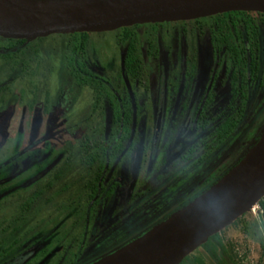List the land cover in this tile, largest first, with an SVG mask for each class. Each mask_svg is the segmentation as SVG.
Segmentation results:
<instances>
[{
    "label": "flooded vegetation",
    "instance_id": "obj_1",
    "mask_svg": "<svg viewBox=\"0 0 264 264\" xmlns=\"http://www.w3.org/2000/svg\"><path fill=\"white\" fill-rule=\"evenodd\" d=\"M55 37L57 55L0 38V264H95L264 133V14ZM20 120L29 145L3 163Z\"/></svg>",
    "mask_w": 264,
    "mask_h": 264
},
{
    "label": "water",
    "instance_id": "obj_2",
    "mask_svg": "<svg viewBox=\"0 0 264 264\" xmlns=\"http://www.w3.org/2000/svg\"><path fill=\"white\" fill-rule=\"evenodd\" d=\"M232 12L264 14V0H0V38L30 43ZM208 195L220 198L219 213L198 210L201 198ZM263 199L264 133L243 160L208 191L95 264H182L211 238L250 214Z\"/></svg>",
    "mask_w": 264,
    "mask_h": 264
},
{
    "label": "rangeland",
    "instance_id": "obj_3",
    "mask_svg": "<svg viewBox=\"0 0 264 264\" xmlns=\"http://www.w3.org/2000/svg\"><path fill=\"white\" fill-rule=\"evenodd\" d=\"M37 2H53L55 0H35ZM5 43V42H4ZM63 40L60 37H52L43 41H37L29 46L33 50L54 52L58 54ZM55 65L57 63L55 62ZM14 132V141L12 145H7L3 149V163L8 161L13 155H21L29 145V135L27 133L26 121H18L17 128ZM11 147V148H10ZM13 152V154H11ZM23 179H27L25 174ZM226 244L235 247L240 264H264L262 245L264 244V229L259 219L254 214H247L237 227H230L221 235ZM203 251H197L193 255L195 258L201 257Z\"/></svg>",
    "mask_w": 264,
    "mask_h": 264
},
{
    "label": "trees",
    "instance_id": "obj_4",
    "mask_svg": "<svg viewBox=\"0 0 264 264\" xmlns=\"http://www.w3.org/2000/svg\"><path fill=\"white\" fill-rule=\"evenodd\" d=\"M75 36L76 37L81 36L83 38L88 37V35H86V34L75 35ZM38 41H43V40H38ZM8 43L18 44L19 46H22V45L26 44L27 42H25V41H21V42L8 41ZM258 207L260 210V215L257 219H259V221L261 222V225L264 229V199L261 200V202L258 204ZM243 219H244V217L239 219L231 227L239 226V224L242 222ZM225 231H223L222 233H224ZM222 233L211 238L210 241L205 246L201 247V250L209 253L210 259L212 260V264H240V261L234 252L235 247L231 244H226L224 242V240L221 237ZM215 245H217V246H215ZM262 249H263V256H264V244L262 245ZM182 264H208V263L202 256L199 258H195V257H193V255H191Z\"/></svg>",
    "mask_w": 264,
    "mask_h": 264
},
{
    "label": "clouds",
    "instance_id": "obj_5",
    "mask_svg": "<svg viewBox=\"0 0 264 264\" xmlns=\"http://www.w3.org/2000/svg\"><path fill=\"white\" fill-rule=\"evenodd\" d=\"M181 140L182 137L179 134H177L176 137L177 145H179ZM198 210L208 215L219 213L222 210L220 198L215 195H208L207 197H202Z\"/></svg>",
    "mask_w": 264,
    "mask_h": 264
},
{
    "label": "built area",
    "instance_id": "obj_6",
    "mask_svg": "<svg viewBox=\"0 0 264 264\" xmlns=\"http://www.w3.org/2000/svg\"><path fill=\"white\" fill-rule=\"evenodd\" d=\"M251 214H254L256 216V218L259 217L260 215V210H259V207H255L252 211H251Z\"/></svg>",
    "mask_w": 264,
    "mask_h": 264
}]
</instances>
